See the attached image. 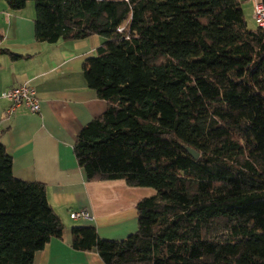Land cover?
Segmentation results:
<instances>
[{
	"label": "trees",
	"instance_id": "trees-1",
	"mask_svg": "<svg viewBox=\"0 0 264 264\" xmlns=\"http://www.w3.org/2000/svg\"><path fill=\"white\" fill-rule=\"evenodd\" d=\"M4 1L33 2L38 41L100 37L82 71L107 106L78 131L77 164L88 181L153 190L135 232L74 225L72 247L105 264H264V30L240 1ZM62 231L45 185L14 177L0 140V264H31Z\"/></svg>",
	"mask_w": 264,
	"mask_h": 264
},
{
	"label": "crops",
	"instance_id": "crops-1",
	"mask_svg": "<svg viewBox=\"0 0 264 264\" xmlns=\"http://www.w3.org/2000/svg\"><path fill=\"white\" fill-rule=\"evenodd\" d=\"M239 1L249 25L254 22L253 2ZM33 17L31 4L13 10L0 0V47L20 55L12 59L0 54V140L12 157L14 177L43 183L47 201L63 224L61 237L51 238L31 264H105L94 249L72 247V226H94L100 238L120 240L136 231V204L153 190L129 186L121 179L86 180L73 146L78 131L107 106L88 87L82 71L101 39L91 35L38 41ZM26 82L40 100L39 112L18 106L7 113L10 102L1 93ZM79 209L89 218H70L69 213Z\"/></svg>",
	"mask_w": 264,
	"mask_h": 264
},
{
	"label": "built area",
	"instance_id": "built-area-1",
	"mask_svg": "<svg viewBox=\"0 0 264 264\" xmlns=\"http://www.w3.org/2000/svg\"><path fill=\"white\" fill-rule=\"evenodd\" d=\"M252 2L254 22L258 28L264 30V0H252ZM1 96L10 102L7 113H12L18 106H23L32 113H38L40 110V100L33 86L27 82L4 90ZM69 216L72 219L89 218L88 212L84 209L71 211Z\"/></svg>",
	"mask_w": 264,
	"mask_h": 264
},
{
	"label": "water",
	"instance_id": "water-1",
	"mask_svg": "<svg viewBox=\"0 0 264 264\" xmlns=\"http://www.w3.org/2000/svg\"><path fill=\"white\" fill-rule=\"evenodd\" d=\"M186 150L194 157V158H197L198 157V153L195 152L194 150L186 147Z\"/></svg>",
	"mask_w": 264,
	"mask_h": 264
},
{
	"label": "rangeland",
	"instance_id": "rangeland-1",
	"mask_svg": "<svg viewBox=\"0 0 264 264\" xmlns=\"http://www.w3.org/2000/svg\"><path fill=\"white\" fill-rule=\"evenodd\" d=\"M30 4L33 6V2L32 1H29L26 6H28ZM255 26H256V24L254 22H250V24L248 25V27L252 28V29H255Z\"/></svg>",
	"mask_w": 264,
	"mask_h": 264
}]
</instances>
